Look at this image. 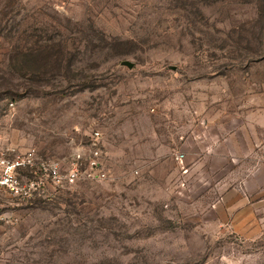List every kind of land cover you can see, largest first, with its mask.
<instances>
[{"label":"rangeland","instance_id":"rangeland-1","mask_svg":"<svg viewBox=\"0 0 264 264\" xmlns=\"http://www.w3.org/2000/svg\"><path fill=\"white\" fill-rule=\"evenodd\" d=\"M28 149L60 179L0 188V264H264V0H0V157Z\"/></svg>","mask_w":264,"mask_h":264},{"label":"built area","instance_id":"built-area-1","mask_svg":"<svg viewBox=\"0 0 264 264\" xmlns=\"http://www.w3.org/2000/svg\"><path fill=\"white\" fill-rule=\"evenodd\" d=\"M98 135V133H95ZM94 147L89 149L88 159L84 157L82 148L76 149L71 159V168L64 175L65 182L72 184L81 177L90 176L88 170L98 167L96 158L98 151L93 143ZM0 188L7 189L12 192L18 193L23 190V186L20 183L18 177V171L22 169H29L35 174L40 175V179L45 181L48 179H60L58 175L60 168V161L58 159H42L37 157L35 149H28L22 156L15 155L11 159H5L0 157ZM86 166V169L84 167ZM103 175V174H102Z\"/></svg>","mask_w":264,"mask_h":264},{"label":"water","instance_id":"water-1","mask_svg":"<svg viewBox=\"0 0 264 264\" xmlns=\"http://www.w3.org/2000/svg\"><path fill=\"white\" fill-rule=\"evenodd\" d=\"M122 64L123 65H126V66H128V67H132V63L130 62V61H128V60H124V61H122Z\"/></svg>","mask_w":264,"mask_h":264}]
</instances>
